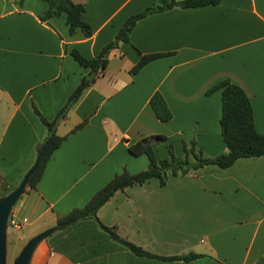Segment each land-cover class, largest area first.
<instances>
[{
    "label": "crops",
    "instance_id": "1",
    "mask_svg": "<svg viewBox=\"0 0 264 264\" xmlns=\"http://www.w3.org/2000/svg\"><path fill=\"white\" fill-rule=\"evenodd\" d=\"M72 1L86 5L83 20L92 36L71 35L64 13L42 21L44 0H0V197L21 183L46 136L33 103L55 118L88 72L71 51L97 57L130 16L158 0ZM129 38L111 51L105 69L58 125L65 139L36 188L27 187L13 208L19 226L10 229L20 253L52 228L30 264H264V156L240 158L225 169L169 173L165 185L153 178L116 192L99 209L100 222L151 256L135 254L93 218L55 228L115 175L149 167L145 154L129 151L144 137L167 136L154 146L158 159L169 156V145L183 157V142L192 141L208 157L227 152L221 90L207 93L222 80L245 90L256 129L264 134V0L151 14ZM140 52L169 54L133 74ZM157 91L173 113L168 122L151 109Z\"/></svg>",
    "mask_w": 264,
    "mask_h": 264
},
{
    "label": "trees",
    "instance_id": "2",
    "mask_svg": "<svg viewBox=\"0 0 264 264\" xmlns=\"http://www.w3.org/2000/svg\"><path fill=\"white\" fill-rule=\"evenodd\" d=\"M22 1V0H21ZM48 4L47 11L40 17L42 21H48L54 16L66 14V22L71 35L81 31L85 37L93 35V28L83 20L86 11L84 3H75L72 0H44ZM222 0H158L149 5L142 11L130 16L124 23L121 31L115 40L108 43L99 55L95 58H86L78 50H72L71 55L81 66L88 69L82 77L81 83L70 96L66 105L57 113L53 119L46 118L40 109L33 103V109L40 121L46 128V136L36 147V159L39 157L38 165L28 183L29 188H36L40 181L45 167L53 156L54 152L61 146L65 137L57 134L58 125L67 118L69 111L80 100L84 92L96 81L105 69L108 56L115 49L119 42L130 43L129 35L137 22L151 14L171 10L174 8L192 9L203 6H217ZM141 54L139 62L132 69L133 74H137L148 63L167 56L169 53ZM221 90V135L228 151L215 157L205 155L202 148L197 147L196 143L183 142V157L175 154L173 146L169 145V156L158 159L154 152V146L167 140L165 135H152L144 137L129 146V151L139 156L145 154L149 159V167L139 173L132 174L127 170L117 174L99 192H97L90 202L82 208L72 210L67 215L57 220V229L63 228L68 224L77 222L81 219H96L101 226L122 242L129 250L137 255L151 256L149 253L137 247L133 243L121 239L115 228L103 225L98 218L99 209L105 205L116 192L124 190L133 185H143L153 178H157L161 185H165L169 178V173L173 176H185L194 173L207 165H216L219 168H229L238 159L248 157L264 156V134L257 131L255 126L254 110L250 98L245 90L230 80H222L208 90V94ZM150 106L155 116L161 122H168L173 118V113L169 108L164 96L155 92L150 99ZM87 120L76 126L73 131L84 127ZM36 162V160H35ZM34 165V164H33ZM1 196V194H0ZM196 255H185L180 257H162V259H190Z\"/></svg>",
    "mask_w": 264,
    "mask_h": 264
},
{
    "label": "water",
    "instance_id": "3",
    "mask_svg": "<svg viewBox=\"0 0 264 264\" xmlns=\"http://www.w3.org/2000/svg\"><path fill=\"white\" fill-rule=\"evenodd\" d=\"M39 157H37L34 165L24 175L21 183L11 193L4 197H0V264H8V249H7V230L8 223L13 208L23 195L28 186L30 178L38 165ZM54 229H47L38 235L32 237L23 247L20 255L15 259L14 264H30L34 251L38 244L48 238Z\"/></svg>",
    "mask_w": 264,
    "mask_h": 264
},
{
    "label": "rangeland",
    "instance_id": "4",
    "mask_svg": "<svg viewBox=\"0 0 264 264\" xmlns=\"http://www.w3.org/2000/svg\"><path fill=\"white\" fill-rule=\"evenodd\" d=\"M10 221L7 230V249H8V264H14L15 259L20 255V244L13 237L12 229H10Z\"/></svg>",
    "mask_w": 264,
    "mask_h": 264
},
{
    "label": "built area",
    "instance_id": "5",
    "mask_svg": "<svg viewBox=\"0 0 264 264\" xmlns=\"http://www.w3.org/2000/svg\"><path fill=\"white\" fill-rule=\"evenodd\" d=\"M9 221H10V225L19 226V224L16 222L15 219L12 218V216H10Z\"/></svg>",
    "mask_w": 264,
    "mask_h": 264
}]
</instances>
